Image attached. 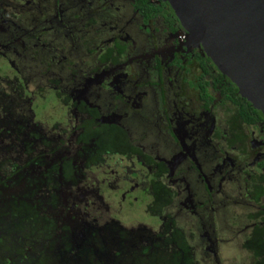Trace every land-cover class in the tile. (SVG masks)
I'll return each instance as SVG.
<instances>
[{"label":"flooded vegetation","instance_id":"1","mask_svg":"<svg viewBox=\"0 0 264 264\" xmlns=\"http://www.w3.org/2000/svg\"><path fill=\"white\" fill-rule=\"evenodd\" d=\"M0 6V23L63 70L35 86L60 109L51 125L23 87L0 97V214L22 201V264H264V119L164 1Z\"/></svg>","mask_w":264,"mask_h":264},{"label":"water","instance_id":"2","mask_svg":"<svg viewBox=\"0 0 264 264\" xmlns=\"http://www.w3.org/2000/svg\"><path fill=\"white\" fill-rule=\"evenodd\" d=\"M219 74L264 119V0H162Z\"/></svg>","mask_w":264,"mask_h":264},{"label":"rangeland","instance_id":"3","mask_svg":"<svg viewBox=\"0 0 264 264\" xmlns=\"http://www.w3.org/2000/svg\"><path fill=\"white\" fill-rule=\"evenodd\" d=\"M2 2L4 3L5 0H0V4H2ZM17 11L20 10L18 9ZM9 13L10 11H8V15L5 16L13 19ZM19 24L22 26V21L21 23L19 22ZM4 25L5 24L2 25V23H0V43L8 47L5 54H0V97L4 103H7V100L19 98L15 92H17V89L18 91H22L23 87L24 91L22 93H25L28 98H32L31 109L36 113L35 120L42 123L46 122L51 125V123H54L58 119V115L55 113L57 111L59 112L60 109L56 107L55 100L50 93L44 95L47 91L45 87H39L38 89L36 88V90L35 86L42 81L43 77L48 76L47 74L48 72L50 73L51 70L54 73H58V75L59 72H63V70L60 68L51 69L54 67V63H52V67H50V65L48 68L45 67V59L43 57L47 53L46 49L38 47L40 52L39 55L35 56L33 50H31V53L29 52L31 48L22 44V34L18 32V37L13 36L16 28L14 26L5 27ZM5 58H10L13 64H10ZM30 60L32 62H30ZM15 78H19L20 80L16 82ZM22 78L26 81V87L22 84ZM25 95L22 96V103L20 106L23 113L26 110L25 102L23 101ZM42 96L44 97L43 100L41 99ZM129 212L131 215L137 216L138 219L141 220H147L148 218L145 217V214L143 215L141 213L138 206L134 207ZM231 250V257H233L235 262H238V260L242 258L240 256V251L236 246Z\"/></svg>","mask_w":264,"mask_h":264},{"label":"trees","instance_id":"4","mask_svg":"<svg viewBox=\"0 0 264 264\" xmlns=\"http://www.w3.org/2000/svg\"><path fill=\"white\" fill-rule=\"evenodd\" d=\"M234 100L237 103H240L241 105L243 104V109L244 111L247 113L248 116H250L251 121L254 122L256 120H259V117L256 115L255 111L250 109L246 104L244 105V101L242 102L239 98L235 97ZM9 212L8 213H2L0 214V218H2L4 215L8 217V221L11 222L10 223V229L8 228V230L5 229H1L2 226L0 225V232H4V231H9V236H10V240L6 241L3 239V236L0 235V252L2 251H9V253L7 254V256H1L0 255V264H22V257H19V255H22V247L18 248L15 247V244H18L20 246H22L21 242L19 239H21V236L19 234V230L21 231L22 229V201H18L17 198H13L11 203H10V207H9ZM0 222H2V220H0ZM7 242L10 244V248L9 246H4L7 245ZM4 246V248H3ZM4 249V250H3ZM173 264H178V262H175L174 260H172ZM188 264V263H186Z\"/></svg>","mask_w":264,"mask_h":264},{"label":"bare ground","instance_id":"5","mask_svg":"<svg viewBox=\"0 0 264 264\" xmlns=\"http://www.w3.org/2000/svg\"><path fill=\"white\" fill-rule=\"evenodd\" d=\"M194 46L200 49V46H198V45H194Z\"/></svg>","mask_w":264,"mask_h":264}]
</instances>
